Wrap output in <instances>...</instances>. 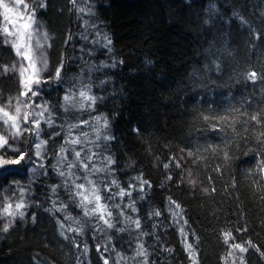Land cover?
<instances>
[{"label":"trees","instance_id":"16d2710c","mask_svg":"<svg viewBox=\"0 0 264 264\" xmlns=\"http://www.w3.org/2000/svg\"><path fill=\"white\" fill-rule=\"evenodd\" d=\"M42 2L30 7L51 37L47 82L31 107L20 106L23 118L46 103L52 125L41 121L39 139L47 144L40 161L30 132L11 141L27 152L24 160L4 164L18 154L0 150V229L9 224L0 231V264H241V257L264 264V0ZM3 40L0 65L11 53ZM61 65V79H52ZM6 85L0 75V91L11 100ZM85 88L95 104L65 112V94L79 100ZM96 117L106 118L108 129ZM85 120L72 134L87 133L95 144L76 147L97 156L88 173L76 167L80 179H67L60 156L69 153L60 147L68 126ZM105 131L114 139L105 141ZM0 134H8L2 124ZM85 175L105 198L113 227L80 207L73 180L90 188ZM141 181L148 182L143 191ZM121 189L131 195L121 197ZM7 205L15 217L4 214ZM248 242L253 247L243 253L231 247ZM141 247L146 256L137 255Z\"/></svg>","mask_w":264,"mask_h":264},{"label":"snow or ice","instance_id":"6c2138e0","mask_svg":"<svg viewBox=\"0 0 264 264\" xmlns=\"http://www.w3.org/2000/svg\"><path fill=\"white\" fill-rule=\"evenodd\" d=\"M30 2L31 0H15L14 5H10L7 3H4L3 0H0V9H3V19L5 21V25L0 28V36L4 37L3 42L6 44H9L11 48L15 51V54L17 57L21 59V62L27 61L28 62V68L21 67L20 70V76H21V83L24 85V88L26 91L20 93V95L24 96L26 99L20 100L17 99V104L24 105L25 107H31V105L28 104V100H30L32 97H37L42 93L41 84L46 83L47 81L45 78L41 75V71L43 69H46L47 67V59L44 56L42 52H39L38 50L43 48V44L40 43L39 40L36 41L35 45L31 43L34 34L36 31L42 27V25L38 24L36 20V12L35 8L30 9ZM73 4H75L76 0H72ZM38 7H44V4L41 0V3L38 5ZM81 11H84V9H81ZM15 17V19H13ZM8 25H12V28H9ZM44 35V42H47V33H43ZM9 37H14L13 39H8ZM103 39L107 42L104 46L107 47L111 44V40L104 36ZM111 49L109 48V51ZM39 65V66H38ZM3 67V73H7L9 71H15L16 66L13 65L11 68L9 67ZM61 67H58L56 69L55 75L52 77V79L59 80L61 79ZM28 69H31V74L27 76V82L25 81V73L28 71ZM257 78V73L250 72L249 73V79H251L253 82H255ZM64 111L69 112L74 108H78V110H84L85 103L88 104V107L91 108L92 105L96 102V97L89 95L88 89L81 90L79 92V100L75 99V93H67L65 94L64 98ZM37 108H40V112H26L23 114V118H21V108L16 107L15 112L13 113L10 111L11 109V101L7 105L0 102V124L5 126L8 129V134H0V150L5 151H11L13 153L18 154V159L16 157H13L11 160H3L4 164L12 163L16 164L19 163L21 160L25 159V156L27 155V152H21L20 149L16 146H14L13 143H11L12 140H18L24 132H30L33 136L37 137L39 139L40 131H41V121H44L49 126L52 125V121L50 116H45L46 113H48V105L45 103L43 105L37 104ZM40 117V119H35L34 117ZM30 117H33L30 119ZM253 120H256L257 117H252ZM96 124H101L102 122V128L104 130L108 129V121L106 118L103 117H96L95 120ZM21 124L24 125H31V127H21ZM88 121H82L78 124H70L68 126V136L65 138L64 144L60 147V153H69V155H74L73 160H69V155H61L60 159L63 161L68 162L67 167L69 169V172L67 173V179H72V177H75V179H80L79 176H76L74 172H72L73 168L79 167L81 170L85 171V173H88L90 171V165L93 164V158L97 156V153L93 152L91 149H88L86 153L82 155L83 147H81L80 150H77V145L83 146L86 142L95 144V141L87 140V133H84L83 136L85 139H81L80 136H73V129L82 128L85 125H88ZM13 129L15 131H13ZM33 129H35L33 131ZM96 132L97 139L101 138V129H93ZM59 135V133H57ZM102 138L105 141H109L111 139H114L113 136H111L106 131L104 132ZM47 144V141L44 139H39V143L35 144V156L36 160L40 161L42 159V148L44 145ZM65 145H68L70 147H66ZM4 155L3 151H0V157ZM108 165H111L114 163V161L111 159V157H106ZM39 168L43 167V164L37 165ZM165 168L168 167L167 164L164 165ZM101 168H95L93 167L91 171L99 172L102 171ZM34 174H39L36 172V169H32ZM260 171L264 172V162H261L260 164ZM59 175L64 177L66 176V173L64 171H59ZM84 179L87 181V184L92 186L90 188H86L85 184H76L75 180H73V186L77 191L75 192V195L78 197H81L80 200V207L83 208L85 216H91V215H98L99 219L104 220L105 224L109 228L113 227V225L109 222V220L105 219L104 213L107 212V205L101 204L100 201L102 199H105L99 194V189L95 187V182L90 180L88 178V175H85ZM139 179V178H138ZM170 179V177H169ZM113 185H115V181L112 182ZM147 181H141V188L140 190L143 191V185L147 184ZM151 187V185H148ZM118 187V185H117ZM135 187V186H132ZM110 190L109 187L105 188V191ZM55 192V189H53ZM119 195L121 197H124L125 195H131V193H126L124 189H121L119 192ZM95 201V206L92 208H89L88 205H91ZM170 203H174L170 201ZM25 207V203L21 201L20 203L16 204V209L19 211V209ZM180 206L177 204L176 208H179ZM11 208V205H7L4 207L3 212L6 215L15 217L17 215V212L9 211ZM59 210V209H57ZM133 211L135 209L133 208ZM179 213H175L174 215H178ZM107 215L110 217L111 212H107ZM154 215L159 216L160 212H155ZM19 216L23 218L24 213L22 211L19 212ZM67 218V217H66ZM136 225V228H140V221L135 220L133 221ZM60 227L63 229L64 225L61 224ZM9 230V224H5L0 231L7 232ZM123 229H121L122 231ZM79 234V231L77 232ZM181 234L183 235V229H181ZM61 235L64 236V232L61 231ZM67 239V237H65ZM231 239V233H225L224 234V242L227 244L229 240ZM187 249L191 250V245H186ZM234 249L238 250L239 252L243 253L248 250L249 247H253L251 242L247 243V246L241 245V244H233L231 245ZM99 250V249H98ZM259 251V249H257ZM138 256H146V252L141 249L137 252ZM192 255L190 251V256ZM103 258V257H102ZM104 264H108V260L104 259ZM146 264V261H145ZM193 264H195V260L193 261ZM241 264H243V258L241 257Z\"/></svg>","mask_w":264,"mask_h":264},{"label":"rangeland","instance_id":"374dc122","mask_svg":"<svg viewBox=\"0 0 264 264\" xmlns=\"http://www.w3.org/2000/svg\"><path fill=\"white\" fill-rule=\"evenodd\" d=\"M3 2L10 4V5L15 4V0H3ZM30 9H31V7H30ZM13 19H15V17H13ZM36 20H37L38 24L42 25V27L36 31V33L33 36L31 43L33 45H35L36 41L39 40L40 43L44 45L43 48L39 49L38 51L42 52L47 59V67H46V69H43L41 71V75L45 78V76L47 75V73L49 71V49H50V45H51V37L48 34V32L46 31L43 23L38 20L37 16H36ZM4 25H5V21L3 19V9H0V26L3 27ZM8 27L12 28V25H8ZM43 33H47V42L46 43L44 42ZM13 38L14 37H9V39H13ZM10 51H11V53L5 57L4 63L0 66L11 68L13 65H15L16 70L15 71H9L7 73H3V67H0V75L2 76V82L5 81V83L8 84V85H6L7 88L9 87V91H11L13 93V96H15V97L11 98V100H8L6 98V96L8 95V91L5 90V88H2V90L0 91V100L4 104L6 103L5 105H7L9 103V101H11L10 111H12L14 113L16 107L21 108V106L19 104H17L16 98H19L20 100H22V97H21V95L18 96V94L26 91V89L24 88V85L21 83L20 70H21V67H24L27 69L28 68V62L27 61L21 62V59L16 56L15 51L12 48ZM30 74H31V69H28V71L25 73V77H24L26 82H27V76ZM11 84L15 88L13 86H11ZM13 131H15V130L13 129ZM2 238H3V236L0 235V241Z\"/></svg>","mask_w":264,"mask_h":264}]
</instances>
